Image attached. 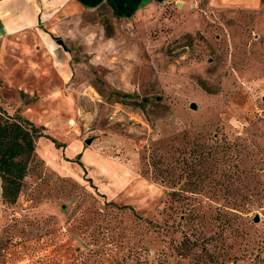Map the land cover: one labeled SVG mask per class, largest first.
<instances>
[{
  "label": "rangeland",
  "instance_id": "rangeland-1",
  "mask_svg": "<svg viewBox=\"0 0 264 264\" xmlns=\"http://www.w3.org/2000/svg\"><path fill=\"white\" fill-rule=\"evenodd\" d=\"M53 29L64 63L37 32L0 42V107L46 134L0 199V264H264V0Z\"/></svg>",
  "mask_w": 264,
  "mask_h": 264
},
{
  "label": "crops",
  "instance_id": "crops-1",
  "mask_svg": "<svg viewBox=\"0 0 264 264\" xmlns=\"http://www.w3.org/2000/svg\"><path fill=\"white\" fill-rule=\"evenodd\" d=\"M228 6L256 8L261 0H221ZM155 0H0V42L17 35L37 32L54 50L56 60L64 63V56L53 45V25L80 10L107 7L120 18H130L153 6ZM63 48V47H62ZM63 56V57H62ZM1 198V186H0Z\"/></svg>",
  "mask_w": 264,
  "mask_h": 264
},
{
  "label": "trees",
  "instance_id": "trees-1",
  "mask_svg": "<svg viewBox=\"0 0 264 264\" xmlns=\"http://www.w3.org/2000/svg\"><path fill=\"white\" fill-rule=\"evenodd\" d=\"M141 104V103H138ZM44 126L0 107V186L1 201L14 204L22 181L35 156L36 141L46 135ZM128 207L127 205L120 206Z\"/></svg>",
  "mask_w": 264,
  "mask_h": 264
},
{
  "label": "water",
  "instance_id": "water-1",
  "mask_svg": "<svg viewBox=\"0 0 264 264\" xmlns=\"http://www.w3.org/2000/svg\"><path fill=\"white\" fill-rule=\"evenodd\" d=\"M56 42H57V44H59V45H61L62 47H64V44H63V41H62V40L57 39ZM190 107H191V108H194V107H195V104H194V103H191V104H190ZM91 141H92V138H87V139H85V143H86V144H90ZM255 221H258V217L255 218Z\"/></svg>",
  "mask_w": 264,
  "mask_h": 264
}]
</instances>
